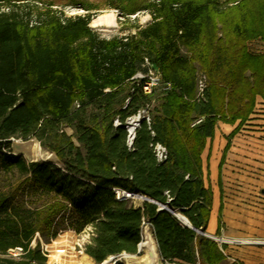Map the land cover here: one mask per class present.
Wrapping results in <instances>:
<instances>
[{"label": "trees", "instance_id": "obj_1", "mask_svg": "<svg viewBox=\"0 0 264 264\" xmlns=\"http://www.w3.org/2000/svg\"><path fill=\"white\" fill-rule=\"evenodd\" d=\"M94 1L47 0L43 11H34L11 4L3 9L0 0V174H16L19 186L42 200L30 207L0 190V255L27 248L36 233L48 242L63 212L62 222L76 232L94 228L85 253L95 264L123 252L134 254L143 222L151 226L161 262L223 264L226 258L213 240L180 225L171 212L158 211L157 204L169 206L163 192L171 188L174 201L188 185L180 175L190 180L201 173L215 121L237 124L220 169L230 139L248 121L257 99L264 101V54L246 51L249 40H264V0ZM55 5L85 14L63 18L52 9ZM100 7L127 18L149 12L151 21L126 36L101 39L90 27ZM145 60L172 88L149 97L150 125L140 124L129 149L126 129L113 123L145 109L141 100L123 109L125 93L135 87L132 78L147 71ZM198 69L207 78L212 122L192 126ZM11 138L37 140L61 166L14 156ZM156 143L168 153L162 164L156 160ZM198 183L202 205L195 206L193 227L205 231L212 192ZM113 189L153 202L136 207L130 199L116 200ZM31 260L45 261L34 249L16 264Z\"/></svg>", "mask_w": 264, "mask_h": 264}, {"label": "rangeland", "instance_id": "obj_2", "mask_svg": "<svg viewBox=\"0 0 264 264\" xmlns=\"http://www.w3.org/2000/svg\"><path fill=\"white\" fill-rule=\"evenodd\" d=\"M95 2L94 0H90ZM224 1V0H222ZM17 6L19 8H24L22 6H29L34 11H43L46 8L47 0L24 2L23 0H4L2 2V8L6 9L8 5ZM55 8L57 13L65 14V16H81L85 12L71 8L65 5H55L51 6ZM70 8V9H69ZM73 9V10H72ZM97 17L104 14H112L114 17V26H102V27H90L101 39H111L118 36H126L135 31V27L141 26V21H143L142 13L137 14L136 19H132L131 16L122 17L119 16L117 11L108 10L104 7H100V10L96 12ZM136 15V16H137ZM133 16V15H132ZM140 18V19H139ZM34 22L35 19H32ZM145 25V24H144ZM143 25V26H144ZM246 51L251 56H262L264 54V40L261 38H256L249 40L246 43ZM206 75L198 69L197 78ZM207 89L200 100L196 101V119L202 118L203 120L211 121V111H210V96H209V86L207 83ZM197 90V88H196ZM126 99L129 97L128 93H125ZM138 100L139 95L134 96ZM146 103L150 102L153 105L152 100H144ZM151 105V107H152ZM150 107V108H151ZM128 116L124 119V123L127 121ZM214 134L212 138L207 139V152L203 157L204 161V174L203 177L208 176V168L210 166L212 177L215 181V186H217V181H219V171L222 186V207L224 212H231L237 215V226L239 238L225 239L227 242L223 243L222 247L224 249V256L226 260L223 264H232L229 260L230 255H232L236 261L242 263H263L264 260V101L260 98L257 99L255 109L252 115L249 117L248 121L239 129L236 135L230 139V148L224 158V161L219 169L221 163L224 147L228 141L229 134L236 128V125H228L221 121H215ZM162 120L158 127H155V133L157 135V141L160 142ZM68 135L72 134L70 128L65 129ZM12 142V154L14 156H21L27 162H48L61 166V163L57 156L47 149L41 147L39 142L35 139L22 140L20 138H11ZM183 177V181H188V185L182 187L180 195H178L174 201H172V194L174 193L171 188H168L163 192V197H165L166 202L169 203V210L171 207L174 212H185L181 213L184 217L191 219L194 218L196 212L195 206L199 204L198 201V177H192L190 180H186V175H180ZM188 176V175H187ZM189 177V176H188ZM21 180L16 174L14 175H3L0 174V190L3 192H8L10 194L17 195L18 200H23L30 207L38 206L42 203V200L38 197L35 198L31 191L28 189L24 190L20 187ZM219 184V183H218ZM216 188V189H217ZM217 189L216 198V209L215 214L221 218L223 216L222 212H218L219 208V197ZM132 205L136 207H141L143 199L136 196L134 200H131ZM61 212L56 219L55 228L63 229L65 223L62 222ZM240 218V219H239ZM199 235V234H197ZM201 236V235H199ZM203 237V236H201ZM42 241L47 242L44 238ZM142 241H140L141 243ZM232 242V243H231ZM245 242V243H243ZM76 240L71 238L61 239L62 246L67 245L69 247L73 246ZM140 243L137 245L136 252L132 255V259L123 261V264H136L141 261L144 255L143 249L140 250ZM58 247L53 246L49 250L51 255H55L54 250ZM240 262V263H241ZM81 264H95V262L87 255L81 258ZM159 264H171L169 262H161Z\"/></svg>", "mask_w": 264, "mask_h": 264}, {"label": "built area", "instance_id": "obj_3", "mask_svg": "<svg viewBox=\"0 0 264 264\" xmlns=\"http://www.w3.org/2000/svg\"><path fill=\"white\" fill-rule=\"evenodd\" d=\"M52 9L55 11V8L52 7ZM55 12L57 13V11ZM62 17L71 18L76 16H65V14H62ZM131 17L132 19H136L138 15H133ZM142 17L143 21L140 22L141 27H143L144 24L147 25L151 21V15L149 12H142ZM144 66L147 68V71L144 73H137L132 78V84L135 87L131 90V92L128 93L129 97L126 100L123 109L127 108L138 100L142 101V103L145 105V109H142L138 111L136 115L129 117L125 123H122L119 119H115L113 123L114 127L122 126L126 129L128 134L127 147L129 149H131L132 147L133 140L135 138V132L140 127L138 121L143 120L148 125H150L148 110L151 107L152 103H146L144 100H149V97L153 94L155 90H160L162 93H168L172 88V85L170 83L161 82L160 75L150 67V64L147 60H145ZM206 89L207 84L205 76H201L200 78L198 77L197 95L195 99L196 101L200 100V98L204 95ZM136 94L139 95L138 100L134 98ZM133 118H136V122H134L137 123V125L134 128L133 133H131L128 130V125L131 123L130 121ZM202 122V118L196 119L192 126L198 125ZM154 152L156 160L159 164H162L167 160L168 153L167 150L162 146V144L156 143L154 145ZM185 178L186 180H188L187 175L185 176ZM113 192L115 193L116 200H134L136 198V196H133L132 194L125 191L113 189ZM168 211L171 212L174 216H176L174 211ZM94 236V228L92 226H87L81 232H76L72 228L68 227V225L66 224L63 229H58L56 235L51 238L48 242L42 241L40 234L36 233L27 248L23 246H17L8 249L4 254L0 255V264H6L5 261L11 262V264L22 262L25 256L28 254V251L34 249H38L40 255L45 259L44 263H39L36 260H31L26 262V264H81V258L86 255V247L91 244L92 238ZM63 238H71L72 240H76V243L71 247L67 245L62 246L61 239ZM57 245L58 247L54 250L55 255H51V251L49 249ZM131 257L132 255L123 252L108 257L100 264H123V261L132 259Z\"/></svg>", "mask_w": 264, "mask_h": 264}, {"label": "crops", "instance_id": "obj_4", "mask_svg": "<svg viewBox=\"0 0 264 264\" xmlns=\"http://www.w3.org/2000/svg\"><path fill=\"white\" fill-rule=\"evenodd\" d=\"M207 149H208V146L206 144V147H205V149L202 153V156H201V159H202L201 173H199L197 176H195L196 178L198 177L197 178L198 180L200 179L202 181V187L204 190H207L209 188L212 192V206L210 209L209 220H208L206 229L203 232L207 236L205 238L213 240L218 245V248L220 249V251L224 254V249L222 247L223 246L222 244L227 242L225 239L235 240V239L239 238L238 229H236V227H238L236 224L238 219H236L237 215L235 214V212L234 213L224 212V208H223V216L221 218L219 217V215L217 216L215 214L216 203H217L216 202L217 189H219L218 190L219 207H220V204L223 203V201H222L223 200V198H222L223 190H222V186H219L218 181H217L218 188L215 186V181L212 177V172H211L210 166L207 167L208 168V176L206 178L203 177L204 170H205L203 157L206 154ZM200 200L198 201L199 204L201 203ZM218 212H219V208H218ZM178 213H180V212H178ZM181 213L183 214L185 212H181ZM194 216H195V214H194ZM187 220L189 221L190 225L193 226V222L195 221V219L194 218L191 219V217L189 216V218H187ZM180 225L184 226L181 223H180ZM229 260L231 262H237L236 259L232 255H230ZM241 261L242 260H240V262ZM243 264H248V263H243ZM253 264H264V260H263V263H253Z\"/></svg>", "mask_w": 264, "mask_h": 264}, {"label": "water", "instance_id": "obj_5", "mask_svg": "<svg viewBox=\"0 0 264 264\" xmlns=\"http://www.w3.org/2000/svg\"><path fill=\"white\" fill-rule=\"evenodd\" d=\"M142 121L143 120L138 121V123L141 124ZM140 198L143 199V201L153 202V201L148 200L144 197H140ZM157 205H158V211H162V210L168 211L170 209L168 204H157ZM175 217L178 220V222L181 223L179 218L177 216H175ZM184 226L186 228L194 230L197 234H199L201 236L207 237L206 234L201 229L194 228L192 225H184ZM142 240L144 241L143 243H145L146 254L148 257L147 264H159V263H161V261L159 259L157 245H156L155 239L153 237V234L151 231V226H150L149 222H143L141 241Z\"/></svg>", "mask_w": 264, "mask_h": 264}, {"label": "bare ground", "instance_id": "obj_6", "mask_svg": "<svg viewBox=\"0 0 264 264\" xmlns=\"http://www.w3.org/2000/svg\"><path fill=\"white\" fill-rule=\"evenodd\" d=\"M91 26L92 27H102V26H106V27H109V26H114V17L112 14H104V15H101L97 18H94L91 22ZM136 117V116H135ZM136 122V118H133L131 119V123L128 125V130L133 133V130L134 128L136 127L137 123ZM176 216L179 218L181 224H184V225H190L189 221L187 220L186 217H184L181 213H178V212H175ZM144 241L142 240V242L140 243V250L143 249L144 251V255L143 257L141 258V261L136 263V264H147L148 262V257H147V254H146V249H145V243H143ZM245 243V242H243ZM133 258V257H131Z\"/></svg>", "mask_w": 264, "mask_h": 264}]
</instances>
